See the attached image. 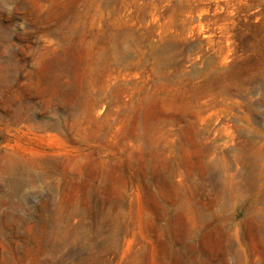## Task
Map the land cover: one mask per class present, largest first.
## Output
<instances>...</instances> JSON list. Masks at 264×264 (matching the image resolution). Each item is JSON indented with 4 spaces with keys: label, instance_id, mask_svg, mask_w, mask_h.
<instances>
[{
    "label": "rangeland",
    "instance_id": "374dc122",
    "mask_svg": "<svg viewBox=\"0 0 264 264\" xmlns=\"http://www.w3.org/2000/svg\"><path fill=\"white\" fill-rule=\"evenodd\" d=\"M0 264H264V0H0Z\"/></svg>",
    "mask_w": 264,
    "mask_h": 264
}]
</instances>
